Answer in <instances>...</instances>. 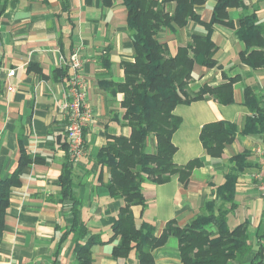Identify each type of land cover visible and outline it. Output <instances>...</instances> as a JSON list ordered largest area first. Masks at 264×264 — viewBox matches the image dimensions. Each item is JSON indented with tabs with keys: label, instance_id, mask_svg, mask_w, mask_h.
Masks as SVG:
<instances>
[{
	"label": "crops",
	"instance_id": "obj_1",
	"mask_svg": "<svg viewBox=\"0 0 264 264\" xmlns=\"http://www.w3.org/2000/svg\"><path fill=\"white\" fill-rule=\"evenodd\" d=\"M216 2L208 0L196 8L202 22L210 20ZM243 2L246 12L234 8L227 11L232 26L213 27L214 60L219 67L194 64L190 83L197 91L203 85L214 87L239 77L233 85V104L222 105L205 96L174 110L181 124L172 136L176 147L173 163L184 166L199 159L201 166L194 169L185 185L177 176L164 184L145 181L142 194L146 205L143 209L133 206L131 212L137 226L142 222L151 224L156 236L170 220L180 227L188 224L203 212L208 201L215 200L216 187L235 167L230 159L245 153L248 167L238 173L234 201L219 205L228 211L230 229L247 222L252 244L248 258L258 251L264 264V199L259 191L264 175V132L237 134L219 158L207 156L199 139L202 127L215 122L232 125L241 132L245 121L253 117L244 103L245 88H250L261 105L264 103V68L252 69L241 62L245 45L236 34L241 15L254 13L264 24V0ZM192 35H205L204 27L189 22L174 32L162 31L158 39L174 56ZM77 47L93 115L84 129L85 156L72 164L74 196L81 204L77 218L90 235H98L102 242L91 247L92 264H138L133 252L126 259L112 257L118 240L110 241V228L123 202L110 198L104 187L109 169L94 161L111 138L130 135L122 118L123 95L107 90L109 84L124 81L122 64L133 61L122 0H111L108 7L100 0H0V180L16 169L20 147L32 159L39 158V162L23 169L20 186L11 190L0 242V264H76L71 235L67 234L72 223L71 201L61 198L59 177L65 162L63 146L67 144L62 110L69 76L65 62ZM10 69L15 70L8 79L12 91L7 90L6 82ZM154 144L151 137L150 151ZM152 254L155 264H181L173 238Z\"/></svg>",
	"mask_w": 264,
	"mask_h": 264
},
{
	"label": "trees",
	"instance_id": "obj_2",
	"mask_svg": "<svg viewBox=\"0 0 264 264\" xmlns=\"http://www.w3.org/2000/svg\"><path fill=\"white\" fill-rule=\"evenodd\" d=\"M100 1L106 7L111 5V0ZM207 1L122 0L127 10V28L131 32L133 61L122 64L124 81L109 84L107 90L111 94L123 95L120 103L124 112L122 118L130 129V135L111 138L94 158L97 165L109 169V179L104 184L108 195L123 202L110 228V241L118 240L111 253L116 260L126 259L133 252L138 264H155L153 251L173 238L177 242L181 264H263L258 251L248 258L252 253V244L247 234V222L230 229L226 219L228 211L219 205L220 202L233 203L238 173L248 167L245 153L230 159L235 167L225 175L224 183L216 187L215 200L208 201L203 212L188 224L180 227L170 220L156 236L151 224L142 222L137 226L131 212L133 206L143 209L146 205L142 194L145 181L164 184L177 176L185 185L194 169L201 166L199 159H193L184 166L173 163L176 147L172 136L181 124V118L174 114L175 108L200 101L205 96H211L222 105L234 102L233 85L239 77L214 87L203 85L197 91L190 87L194 64L206 68L219 67L214 60L213 27L219 24L232 26L228 21V9H240L242 13L247 10L243 0H217L210 20L204 23L196 8ZM189 22L203 26L205 35H192L190 42L171 56L158 36L162 31L174 32L183 28ZM236 34L245 45L240 54L241 62L252 69L264 68V24L258 22L254 13L241 15ZM244 103L253 117L245 121L241 132L223 122L202 127L199 139L210 158H219L224 146L232 143L237 134L264 132V103L261 105L250 88L244 89ZM151 137L155 141L153 151L148 149ZM63 149L65 162L59 177L60 196L71 201L72 214L67 234L71 235L75 263L92 264L91 247L102 242L98 235H90L84 223L77 218L81 204L74 196L75 185L67 144ZM32 162H39V158L32 159L20 147L16 169L0 180V242L11 190L20 186L22 171Z\"/></svg>",
	"mask_w": 264,
	"mask_h": 264
},
{
	"label": "built area",
	"instance_id": "obj_3",
	"mask_svg": "<svg viewBox=\"0 0 264 264\" xmlns=\"http://www.w3.org/2000/svg\"><path fill=\"white\" fill-rule=\"evenodd\" d=\"M77 47L65 62L68 70V82L64 93L62 110L66 120L65 135L68 149V161L78 162L85 156L84 129L93 119L92 110L87 103V83L82 75L83 60ZM15 75V70L6 72L7 90L12 91L8 79ZM264 174V165L262 167ZM260 196L264 199V175L259 184Z\"/></svg>",
	"mask_w": 264,
	"mask_h": 264
}]
</instances>
